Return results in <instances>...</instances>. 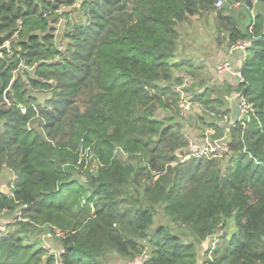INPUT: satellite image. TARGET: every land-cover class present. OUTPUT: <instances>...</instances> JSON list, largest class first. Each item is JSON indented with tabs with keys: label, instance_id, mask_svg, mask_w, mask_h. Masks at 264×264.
<instances>
[{
	"label": "trees",
	"instance_id": "trees-1",
	"mask_svg": "<svg viewBox=\"0 0 264 264\" xmlns=\"http://www.w3.org/2000/svg\"><path fill=\"white\" fill-rule=\"evenodd\" d=\"M215 1L83 0L74 11L75 0H0V172L14 177L0 214L19 210L0 235V264H54L38 228L62 234L59 264L130 260L144 247L143 264H195L219 231L206 264H264V0L246 32ZM61 6L63 52L53 34ZM202 13H214L216 42L252 39L234 90L255 114L230 125L227 157L180 162L181 67L193 77L182 90L216 136L224 131L211 120L228 112L218 89L196 87L193 60L177 56L175 26ZM13 39L18 49L6 52ZM159 209L168 224L151 231Z\"/></svg>",
	"mask_w": 264,
	"mask_h": 264
},
{
	"label": "built area",
	"instance_id": "built-area-1",
	"mask_svg": "<svg viewBox=\"0 0 264 264\" xmlns=\"http://www.w3.org/2000/svg\"><path fill=\"white\" fill-rule=\"evenodd\" d=\"M222 5V0H216L214 3V6L216 9L220 8ZM246 8H249L246 5ZM69 8H66L64 6H61L55 13L58 16L57 21L54 25V36L56 38V49L59 52H63L66 47V38L63 35L62 28L67 23V18L65 17L64 13L68 11ZM252 27V20L251 23L248 26V30H251ZM252 39L246 38V39H240L236 42L230 44L228 46V50L230 53H241L242 59H245L246 50L251 46ZM4 47L6 48V52H9L8 42L4 44ZM61 58L59 56H56L50 62H56L60 61ZM215 69L217 73H230L231 76L235 79L236 83H242V77H241V70L240 68H233L231 65V62L228 59H224L221 62H219ZM193 82V77L191 75L183 74V82L180 87H178V91H180V100L178 102V108H179V118L185 119L187 118L192 112H205V108L198 103L197 101H194L191 96L184 93L182 88L189 86ZM236 104L239 109V116H238V122L242 127L246 123H248L255 114L253 106L245 100V98L240 94L237 93L236 95ZM22 112H24V109H21ZM218 126L223 129L224 133L220 136H216V132L214 129H207L206 132H204L205 136L201 139L198 137H194L193 135L186 136V147L182 149L179 152V161L183 162L190 158H215L220 159L227 157V155L230 153L229 144L227 140V136L230 130V114H224L221 116L220 120L217 121ZM25 206L22 207L24 209ZM14 214L16 215L15 218H19V210L15 211ZM3 227H0V235L4 233L5 231L2 230ZM53 237L60 238L62 237V234L55 229L49 230V232L45 233L42 241L46 243L47 241L51 240ZM217 241L213 242L207 252V258H210V251L214 249V246ZM41 246L48 251L50 255H52L55 259L54 264H59V252L55 253L48 245L43 246L41 243ZM147 259V257L142 253L140 255H137L133 257L130 260L125 261L123 264H143L144 261Z\"/></svg>",
	"mask_w": 264,
	"mask_h": 264
},
{
	"label": "rangeland",
	"instance_id": "rangeland-1",
	"mask_svg": "<svg viewBox=\"0 0 264 264\" xmlns=\"http://www.w3.org/2000/svg\"><path fill=\"white\" fill-rule=\"evenodd\" d=\"M243 7L246 8V5ZM243 7L236 6V2L233 0H222V5L217 10H220V11L222 10L224 14L235 17L237 16L239 9L244 10ZM257 7H261L259 6V3H257L256 6H254L255 11ZM215 22H216V18L214 16V13H208V14L202 13V14H197L195 16H189V18H187L185 21L178 23L175 26V31H176V40H177V43L179 44V48H178V50H180L179 54L183 56L182 52H185V50L187 52L189 50L194 49L195 48L194 46H196L194 41H205L204 43L205 45H207V48H208V46L211 43H213V41L216 38V27H215L216 23ZM217 39L219 40L218 42H221V44L222 43L224 44L225 41L227 40V36L226 34H224V36L218 35ZM196 51L197 50L193 51L192 53L193 57H197L198 53ZM196 60L197 59L195 58V61ZM185 70H186L185 67H181L180 73L182 75L187 74L185 73L186 72ZM200 82L201 81H197L198 86ZM200 86H203V84H201ZM36 94H37L36 96H38L37 97L38 102L42 103L44 101L45 94L44 93H40V94L36 93ZM202 119L203 118L199 117L197 112L194 111L187 118L180 119L178 121H179V124H181L182 131H183L184 126L186 124L189 125L190 123L195 125L193 126L194 131L196 130L202 131L203 128L208 126L207 124L201 123ZM206 120L209 121V119H206ZM196 123H198V126L196 125ZM217 136L220 137L219 135ZM82 157L85 160H87L86 162L87 164H89L90 155L85 153ZM117 157L124 160L125 163L132 164L134 162L133 159H129L125 154L121 153L120 151H117ZM13 178H14L13 175L8 170L3 169L0 172V191L2 188L9 190V187H10V184ZM78 179H80V181L81 180L84 181V177L83 178L78 177ZM133 189L134 188H132L131 186L126 188V190H129V191H132ZM133 194L134 196L137 195L136 192H134ZM124 196H127V195L124 194ZM15 216L16 215L13 212H9V213L4 212L0 214V227H3L2 228L3 231L5 232L13 231V229H15L14 227L15 223L18 221V219L15 218ZM159 224H163V225L168 224V219L163 216L160 209L158 210L157 214L154 217V223L151 228V231ZM36 232H37V236L36 238H33V239H38L40 241V245L41 243L43 244V246L48 245L55 253L56 252L58 253V251H60V243L58 240L59 238L53 237L51 240L47 241L46 243L42 241L44 234L49 232V230H44L43 228L41 230L40 228H38L36 229ZM220 232L221 231L217 232L216 236L220 235ZM35 247H38V242L35 243ZM101 260H102V264H115L117 261H119V257L111 253V254H106L104 257L101 258Z\"/></svg>",
	"mask_w": 264,
	"mask_h": 264
},
{
	"label": "crops",
	"instance_id": "crops-1",
	"mask_svg": "<svg viewBox=\"0 0 264 264\" xmlns=\"http://www.w3.org/2000/svg\"><path fill=\"white\" fill-rule=\"evenodd\" d=\"M250 1H251V6L249 8H244L243 6L245 5L242 2L241 3L236 2V6L238 7L242 6L244 10L239 9V11L241 12L238 11L237 16L235 17L229 15L234 19L241 32H246V30H248V26L251 23V20L260 11L262 7L261 0H250ZM257 3H259V6L261 7H257L258 10L256 9L255 11L254 6H256ZM220 35L224 36V33H219V36ZM204 42L205 41H194L196 45L194 46L195 47L194 49L189 50L187 52L185 50V52H182L183 56L180 54H178L177 56L179 60L183 58V60H181L183 62H188V60L189 61L193 60V63L195 64L194 68L196 69L195 70V74L197 77L196 81H201L199 86L197 84L196 87L197 88L201 87L199 90H202L204 88L218 89L221 93H223L222 99L225 102L222 108L223 110L228 111L227 114H230L231 101L233 100L236 102L237 91H235L234 89L237 87V83L230 73H217L215 66L222 60L228 59L231 62L233 68H238V67L240 68L243 63L242 54L237 52L230 53L228 50L227 40L225 41L224 44L223 43L221 44V42L218 43L214 40L213 43H211L208 46V48ZM194 50H197L196 51L198 53L197 57L192 56ZM195 58L197 59L196 61ZM201 84H203V86H200ZM226 89L230 90L229 94H226ZM211 124H217V121L214 123V120L212 119ZM196 125L198 126V123H196ZM193 126L195 125L191 123L189 125L186 124L183 128L184 135L186 136L193 135L194 137H198L199 139H201L205 136L204 132H206L207 129H213L211 126H207L203 128L202 131L200 130L194 131ZM215 241H217V236L213 235L212 237L207 238L205 241H203L200 244L197 250V259L195 264H206V262H204L203 260V257L205 256V251L208 252L211 244ZM207 252L205 257H207ZM142 253L148 258L149 250L147 247L143 248ZM125 261H127V259H123L119 257V261H117L115 264H123Z\"/></svg>",
	"mask_w": 264,
	"mask_h": 264
},
{
	"label": "water",
	"instance_id": "water-1",
	"mask_svg": "<svg viewBox=\"0 0 264 264\" xmlns=\"http://www.w3.org/2000/svg\"><path fill=\"white\" fill-rule=\"evenodd\" d=\"M83 0H75V6L73 7V10L74 11H77L78 8L80 7V4ZM8 47L9 49H12V50H17L18 49V43L15 39L13 40H10L8 42ZM231 111H230V124H235L238 122V116H239V109L237 107V104L235 101H231ZM2 194L4 195H8L9 194V190L5 189V188H2L1 191H0Z\"/></svg>",
	"mask_w": 264,
	"mask_h": 264
}]
</instances>
